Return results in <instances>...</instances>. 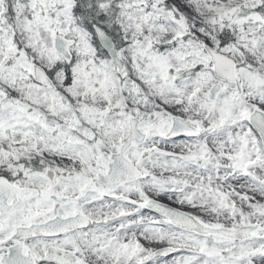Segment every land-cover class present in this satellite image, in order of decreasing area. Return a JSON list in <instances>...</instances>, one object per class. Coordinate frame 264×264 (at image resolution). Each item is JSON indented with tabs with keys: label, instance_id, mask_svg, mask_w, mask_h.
Segmentation results:
<instances>
[{
	"label": "snow or ice",
	"instance_id": "6c2138e0",
	"mask_svg": "<svg viewBox=\"0 0 264 264\" xmlns=\"http://www.w3.org/2000/svg\"><path fill=\"white\" fill-rule=\"evenodd\" d=\"M0 264H264V0H0Z\"/></svg>",
	"mask_w": 264,
	"mask_h": 264
}]
</instances>
